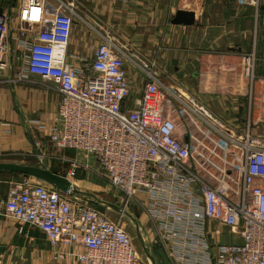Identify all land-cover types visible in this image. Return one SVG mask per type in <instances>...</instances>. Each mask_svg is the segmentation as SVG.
I'll return each instance as SVG.
<instances>
[{"label":"built area","instance_id":"2783aa9c","mask_svg":"<svg viewBox=\"0 0 264 264\" xmlns=\"http://www.w3.org/2000/svg\"><path fill=\"white\" fill-rule=\"evenodd\" d=\"M0 8V74L59 94L49 122L33 120L58 152L47 154L34 140L38 162L64 165L60 174L73 185L78 171L105 181L115 203L142 212L149 241L169 259L182 258L185 243L210 246L205 229L212 222L241 238L217 245L216 264H264V136L249 123L230 125L111 35L86 43L88 55L72 53L74 26L93 28L72 0H11ZM240 60L241 74L264 84L254 54ZM128 68L144 79L133 99ZM71 193L34 177L0 179V218L18 231L38 229L54 256L76 264H145L123 214L111 219Z\"/></svg>","mask_w":264,"mask_h":264},{"label":"crops","instance_id":"0c3cea01","mask_svg":"<svg viewBox=\"0 0 264 264\" xmlns=\"http://www.w3.org/2000/svg\"><path fill=\"white\" fill-rule=\"evenodd\" d=\"M72 1L93 27L83 23L73 29L69 46L72 53L88 55L86 43H98L99 34L111 35L126 50L154 60L166 82L180 85L230 125L242 126L245 111L249 114L253 109L255 115H264V86L258 80L246 93V79L237 70L241 53L249 52L254 54L257 75H264V0H259L258 7L245 0ZM177 9L194 11V22L172 24L170 19ZM9 75L10 71L0 74V160L36 158L33 142L37 139L47 151L57 153L46 137L47 129L40 130L33 120L47 124L56 111L59 94L39 84L5 80ZM128 75L133 99L139 95L144 79L131 68ZM63 153L80 157L71 150ZM86 179L78 171L75 187ZM2 188L4 193L6 188ZM205 230L210 246L185 243L179 259L167 258L149 241L151 233L146 234L145 241L154 244L157 264H216L217 245L241 240L212 222ZM0 247V264H76L74 258L54 256L41 231L28 225L18 231L11 219L0 218Z\"/></svg>","mask_w":264,"mask_h":264},{"label":"rangeland","instance_id":"374dc122","mask_svg":"<svg viewBox=\"0 0 264 264\" xmlns=\"http://www.w3.org/2000/svg\"><path fill=\"white\" fill-rule=\"evenodd\" d=\"M78 25L79 24H76L74 26V30L78 29ZM237 70L241 74V67H237ZM232 71L237 73L236 69H234ZM242 77H244V76H242ZM244 78L246 79V82H247L246 93L247 92L249 93L250 88L254 89L255 84H256L255 82L258 83V80L257 79L256 80L255 79L251 80L249 78V76H247V77L245 76ZM259 85L264 86V84L261 83L260 81H259ZM251 103L253 104V101H251ZM255 112L256 111L255 110L253 111V109H252V112L250 110L249 114H248V112L245 111V113L243 114V118H244L243 119V122H244L243 125H246L247 123H249L250 126H251L252 132H254L255 134L264 136V131H262V130H264V115L257 116V115H255ZM46 152H48L47 154H50V155H54L55 154L53 151H47V149H46ZM17 160L19 162H22V163L30 162L29 160H24V161H21V159H17ZM36 162H37L36 164H40V162H38V161H36ZM34 164H35V162H34ZM82 173L84 174V176L87 179L84 182H79L80 186H78V187L76 186L75 187L76 189H78L81 192H79V193H73L72 192L73 194H75V195L79 194L81 196H84L85 198L89 199L91 202H92V200L94 201V200L97 199L98 201L102 200V201H108V202L115 203V196H113V193L110 190V187L107 185V183L105 181L99 179L98 177H95L92 174H86L84 172H82ZM5 176L7 177V175H4L0 179L4 180ZM42 182L43 181H41V183ZM44 183H46V182H44ZM98 203L100 205L104 206V209L106 210L107 215L111 219L117 218V216H118L117 214H119L118 212L114 211L113 209H111L109 207H106L104 204H102V202L101 203L98 202ZM126 211H128L130 214H132L136 218V220L138 222L140 233L142 234L144 239H146L145 236H146L147 233H149L150 230H149V227H148L149 224H148L147 220L145 219V216L134 205L128 206ZM136 211L139 212L138 215H136ZM122 221L124 223L125 230L127 231L128 235L130 236V238H131V240H132V242H133V244H134V246L136 248V251H137L138 255L142 258V260H143V262L145 264H148V262H147V260H146V258L144 256V253L142 251V248H141V245H140V242H139V239H138V235H137V231H136V228L134 226V223L126 215L123 216ZM146 244L150 247L151 250L154 249V247H153L154 244H151V243L149 244L148 242H146Z\"/></svg>","mask_w":264,"mask_h":264},{"label":"water","instance_id":"95a60500","mask_svg":"<svg viewBox=\"0 0 264 264\" xmlns=\"http://www.w3.org/2000/svg\"><path fill=\"white\" fill-rule=\"evenodd\" d=\"M0 12H1V8H0ZM194 19H195L194 11L177 9L174 15L171 17L170 22L172 24L190 25L194 22ZM39 162L40 164L34 165V164L20 163L15 161L0 160V170L9 173H17L22 177H34L38 180L46 182L47 184H50L51 186L55 187L56 189L64 193L80 192L78 189L74 187L73 183L67 177L52 170L42 161ZM99 202L100 203L102 202V204H104L106 207H109L114 211L121 213L123 215H126L131 219V221L134 223V226L136 228L138 239L148 264H157L153 251L146 244L144 237L140 233L136 218L128 211L120 207L117 203H112L102 200H99ZM2 249L3 247H0V251Z\"/></svg>","mask_w":264,"mask_h":264},{"label":"trees","instance_id":"16d2710c","mask_svg":"<svg viewBox=\"0 0 264 264\" xmlns=\"http://www.w3.org/2000/svg\"><path fill=\"white\" fill-rule=\"evenodd\" d=\"M10 1L11 0H0V6H6V5H8L9 3H10ZM68 152V151H67ZM36 158H31V159H29V161L30 162H28L27 164H34V162H35V164L34 165H38V164H36L37 162V160H35ZM49 168H51L52 170H54V171H56V172H58V173H63V168H64V165H61L60 163H58L56 160H51L50 161V164H49ZM4 175H7V177L8 176H14V177H18V175L19 174H17V173H9V172H5V171H1L0 170V178L2 177V176H4ZM6 176H5V179L7 178ZM1 180H3V179H1ZM99 201L96 199V200H92V203L94 204V205H96V207H98V208H100V209H104V206H102V205H100L99 203H98ZM138 211H136V215H138Z\"/></svg>","mask_w":264,"mask_h":264}]
</instances>
